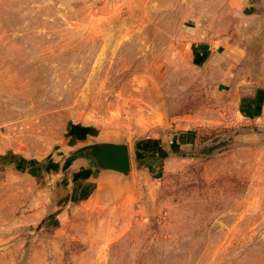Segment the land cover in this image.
<instances>
[{
	"label": "rangeland",
	"instance_id": "obj_1",
	"mask_svg": "<svg viewBox=\"0 0 264 264\" xmlns=\"http://www.w3.org/2000/svg\"><path fill=\"white\" fill-rule=\"evenodd\" d=\"M0 264H264V0H0Z\"/></svg>",
	"mask_w": 264,
	"mask_h": 264
},
{
	"label": "water",
	"instance_id": "obj_2",
	"mask_svg": "<svg viewBox=\"0 0 264 264\" xmlns=\"http://www.w3.org/2000/svg\"><path fill=\"white\" fill-rule=\"evenodd\" d=\"M78 156L88 163V167L98 172H115L128 176L131 170V156L127 144H92L76 151ZM91 163V164H90Z\"/></svg>",
	"mask_w": 264,
	"mask_h": 264
},
{
	"label": "crops",
	"instance_id": "obj_3",
	"mask_svg": "<svg viewBox=\"0 0 264 264\" xmlns=\"http://www.w3.org/2000/svg\"><path fill=\"white\" fill-rule=\"evenodd\" d=\"M85 164V163H84ZM83 164V167H82V170H90V174H93L95 173V170L93 168H90V167H85V165ZM76 172V171H75Z\"/></svg>",
	"mask_w": 264,
	"mask_h": 264
}]
</instances>
